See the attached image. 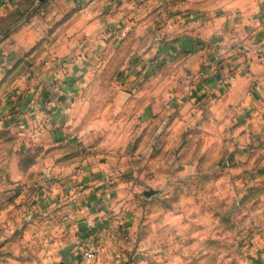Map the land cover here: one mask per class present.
Returning <instances> with one entry per match:
<instances>
[{"label":"crops","instance_id":"1","mask_svg":"<svg viewBox=\"0 0 264 264\" xmlns=\"http://www.w3.org/2000/svg\"><path fill=\"white\" fill-rule=\"evenodd\" d=\"M117 1L113 11L108 0L43 4L49 33L32 42H49L68 73L57 68L60 81L43 85L39 98L0 104V264H85L91 246L99 247L95 264H252L239 245L262 247L255 218L264 206L243 202L226 224L218 211L227 197L216 189L235 181L230 171L240 168L243 149L264 135V0H155L148 15L167 25L158 53L168 51L170 79L136 82L140 98L120 84L123 97L105 98L107 110L89 118L81 106L103 100L90 94L102 85L95 45L106 38L104 24L146 9L141 0ZM164 9L175 13L162 20ZM218 76L224 83L211 96ZM135 103L137 115L126 113ZM65 145L92 154L82 169L80 160L55 155ZM227 156L237 161L231 169ZM189 179L199 188L168 194ZM58 202L81 215L59 223Z\"/></svg>","mask_w":264,"mask_h":264},{"label":"rangeland","instance_id":"2","mask_svg":"<svg viewBox=\"0 0 264 264\" xmlns=\"http://www.w3.org/2000/svg\"><path fill=\"white\" fill-rule=\"evenodd\" d=\"M46 1L48 0H44L43 2H40V0H0V104L10 99H23L25 97L31 99L39 98L42 96V92H45L43 91V85L52 84L51 86H53V84L60 81L58 73L56 72L57 68H60L64 74L68 73V61L54 56L49 47V42L45 43L43 40H37L35 43L34 41L32 42L33 39H37L42 35V32L43 34L49 33V23L52 17L50 14L45 15L44 13L50 12V5L45 8L43 7ZM108 1L109 11H113L114 8H111V6L113 7L114 4H118V1ZM171 1L172 0H162L160 3H170ZM154 2L155 0H141V3L146 7L143 13L136 14L135 17H131L130 20L104 24V28H101L105 30L106 38L104 42L96 43L95 45L97 46V44H100L97 50L98 59L96 60L100 72L95 75V79L101 82L102 85L94 92H91L90 96L93 98L96 95H100V97H103V100L101 103L95 100L96 102L81 106V108L84 107V110H87L89 118L97 117L107 110L109 101L107 102L105 98L114 94L120 99L123 97L120 92L122 91L120 84L132 88L128 89V92L140 98V92L144 90L136 89L134 87L137 86L135 85L136 82H148L152 84L156 81L163 82L170 79L168 64H170L172 60H169V56L167 55L168 51L166 52L164 49L161 53H158L162 47L164 48L162 43L165 42L164 38L167 37L166 34L169 31H166L167 25H156L159 22H154L152 17L148 15L151 14ZM133 4L134 7L131 8L132 12L136 11L135 7L138 5L136 3ZM170 13H175V11H173V9H164V11L160 12L159 17L162 18V20H166ZM154 48L155 51H153ZM215 64L217 63L215 62L213 65ZM163 67L166 68L161 71ZM167 69L169 70L167 71ZM216 78L217 80L219 79L218 84L211 87V96L216 94L219 87L224 83L223 79L220 81V76ZM112 80L118 83V87L113 84L111 88H106V86L103 85L106 81ZM49 95L52 96V93L50 92ZM164 96H166L165 91L161 90V97ZM141 107L142 106H140L139 109ZM137 109L138 104L135 103L134 106L132 104L128 107L126 113L136 116ZM136 125L137 121H132L130 122L129 128L135 127ZM116 126L119 130L120 123L116 124ZM262 134L261 137L257 138L256 142L249 143L248 147L243 149L245 152L240 159V168L238 167V169L230 171L231 178H236L235 181L232 180L226 186L216 187V192H220L217 195L227 197V202H225L228 204V208L222 210V213L221 210L218 211L219 216L224 219L226 224L232 223L234 225L236 222L235 218L238 214L237 211L243 206V202H254L257 209H261L264 206V135ZM59 154H64L67 158L70 156L71 160L75 161V164L77 160H80L81 165L79 166L81 169L83 167V161L88 160L90 155H92L89 153L77 152L75 147L69 145L59 147L55 155ZM25 155L26 157L22 164L24 166H29L32 164V155ZM117 155L123 154L118 153ZM127 155L129 158L134 156L133 154ZM166 157L167 155H165L164 158L162 155L160 159L165 160ZM233 161L237 162L234 158H231V156H227L224 160V165L228 167L231 166V169L233 168ZM218 163L222 165V160ZM200 176L201 174L198 173L197 177ZM191 184L189 179V181H186L183 185H172L167 192L171 194L174 187L177 190L180 189V193L183 192V194L185 192L191 193L193 190H196V188H199V185L196 183H194L193 186ZM141 186L145 189L153 188V186L146 181H143ZM163 186H166V184L160 182L159 187ZM139 189L141 190L142 188L139 187ZM67 201H64V203ZM59 203L60 202H58L57 206L61 210L60 214H62V219L60 217V219L58 218L59 223L63 224L65 222L63 221L66 220V217L63 219L64 216L69 217V220H67L68 222L70 220L73 221L76 218V214L81 215V208L74 212L71 211L72 208L68 206L65 207L64 203L60 206ZM263 214L264 212L256 216L255 228L257 234L260 235V238L264 241ZM71 215L74 219H71ZM82 219L84 220V217ZM83 222L86 223L85 220L82 221L80 223L81 226L84 225ZM260 243L262 247L256 249L257 253L255 251L252 253L248 252L246 249L244 250L243 245H239L240 251L247 253L243 255L246 256L247 261L250 262L251 260L254 264H264V242ZM228 247L229 248H226L225 251L232 254L234 251L232 248L233 246L230 245ZM235 250H237V248ZM243 262L242 264H244ZM129 264L137 263L130 262Z\"/></svg>","mask_w":264,"mask_h":264},{"label":"built area","instance_id":"3","mask_svg":"<svg viewBox=\"0 0 264 264\" xmlns=\"http://www.w3.org/2000/svg\"><path fill=\"white\" fill-rule=\"evenodd\" d=\"M98 251H99L98 246H91L90 249L85 250L83 253L85 264H95Z\"/></svg>","mask_w":264,"mask_h":264},{"label":"water","instance_id":"4","mask_svg":"<svg viewBox=\"0 0 264 264\" xmlns=\"http://www.w3.org/2000/svg\"><path fill=\"white\" fill-rule=\"evenodd\" d=\"M44 0H40V2H43ZM148 194H150L151 192H147Z\"/></svg>","mask_w":264,"mask_h":264}]
</instances>
